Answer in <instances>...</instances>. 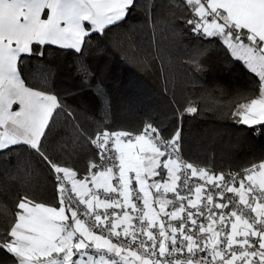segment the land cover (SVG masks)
Listing matches in <instances>:
<instances>
[{
  "label": "snow or ice",
  "instance_id": "1",
  "mask_svg": "<svg viewBox=\"0 0 264 264\" xmlns=\"http://www.w3.org/2000/svg\"><path fill=\"white\" fill-rule=\"evenodd\" d=\"M179 6L177 19L195 39L221 46L226 70L240 64L249 75L234 122L264 130V0ZM155 7L151 0H0V159L26 154L29 184L5 210L0 264H264V155L237 172L186 158L182 120L198 111L191 101L175 108L170 128L167 118H149L131 130L106 121L89 130L54 85L50 48L71 60L81 88L107 103L112 69L92 53L105 52L104 41L120 48L119 30L138 9L154 24ZM150 56L139 63L146 67ZM32 59L41 62L28 68ZM42 184L51 185L47 195Z\"/></svg>",
  "mask_w": 264,
  "mask_h": 264
},
{
  "label": "trees",
  "instance_id": "2",
  "mask_svg": "<svg viewBox=\"0 0 264 264\" xmlns=\"http://www.w3.org/2000/svg\"><path fill=\"white\" fill-rule=\"evenodd\" d=\"M151 2L156 6L154 24L146 25L144 12L138 9L119 30L116 39L121 42L120 48L104 41L106 51L92 53L94 57L103 55L112 69L105 81L107 103L94 88L80 87L75 74L68 71L71 60H66L65 54L57 56L52 48L46 52V59L54 61L59 69L54 85L63 93L65 102L82 113L81 122L89 130L105 121L113 130H131L149 118L155 122L167 118L165 124L170 128L176 122L175 108L191 101L198 111L182 120L186 158L217 172H237L259 161L264 155V130L238 125L231 116L237 92L251 87L249 75L240 64L226 70V54L221 46L209 45L191 35L177 19L182 15L180 0ZM129 28L133 29L130 33ZM201 47H208L209 52L196 57V50ZM149 53L151 62L145 67L139 61ZM193 59L203 70H197ZM40 62L32 59L28 68ZM27 159L26 154L19 153L0 159V228L6 224L5 210L12 209L14 194L29 186L25 176ZM83 164L82 156L78 166ZM40 190L47 195L51 185L42 184Z\"/></svg>",
  "mask_w": 264,
  "mask_h": 264
}]
</instances>
